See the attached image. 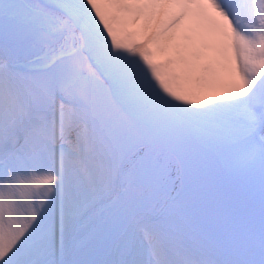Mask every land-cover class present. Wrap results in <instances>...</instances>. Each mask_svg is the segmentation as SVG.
Returning a JSON list of instances; mask_svg holds the SVG:
<instances>
[{"label":"snow or ice","instance_id":"1","mask_svg":"<svg viewBox=\"0 0 264 264\" xmlns=\"http://www.w3.org/2000/svg\"><path fill=\"white\" fill-rule=\"evenodd\" d=\"M0 264H264V0H0Z\"/></svg>","mask_w":264,"mask_h":264}]
</instances>
